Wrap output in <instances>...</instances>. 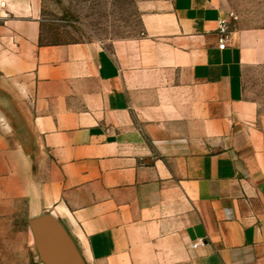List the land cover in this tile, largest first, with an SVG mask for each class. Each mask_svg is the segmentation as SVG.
<instances>
[{
	"label": "crops",
	"instance_id": "obj_1",
	"mask_svg": "<svg viewBox=\"0 0 264 264\" xmlns=\"http://www.w3.org/2000/svg\"><path fill=\"white\" fill-rule=\"evenodd\" d=\"M136 2L134 35L48 41L0 0V264H264V28Z\"/></svg>",
	"mask_w": 264,
	"mask_h": 264
},
{
	"label": "rangeland",
	"instance_id": "obj_2",
	"mask_svg": "<svg viewBox=\"0 0 264 264\" xmlns=\"http://www.w3.org/2000/svg\"><path fill=\"white\" fill-rule=\"evenodd\" d=\"M137 0H42L41 15L48 41L97 38L111 40L136 34ZM233 28H264V0H223ZM252 98L264 113V66L250 82Z\"/></svg>",
	"mask_w": 264,
	"mask_h": 264
},
{
	"label": "built area",
	"instance_id": "obj_3",
	"mask_svg": "<svg viewBox=\"0 0 264 264\" xmlns=\"http://www.w3.org/2000/svg\"><path fill=\"white\" fill-rule=\"evenodd\" d=\"M218 33L220 35L219 47L224 48L225 43L228 40V36H229V21L227 17H222L218 20ZM204 244H205V240L203 238H199L198 240L193 242L192 247L196 248Z\"/></svg>",
	"mask_w": 264,
	"mask_h": 264
}]
</instances>
